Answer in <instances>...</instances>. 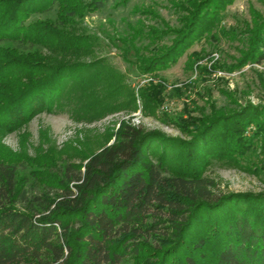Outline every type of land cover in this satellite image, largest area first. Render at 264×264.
<instances>
[{"label":"trees","instance_id":"trees-1","mask_svg":"<svg viewBox=\"0 0 264 264\" xmlns=\"http://www.w3.org/2000/svg\"><path fill=\"white\" fill-rule=\"evenodd\" d=\"M131 1L0 0V43H10L0 46V133L28 125L65 88L91 84L96 74L89 73L102 65L81 61L92 41L77 26L90 12ZM232 2L190 0L185 31L169 47L145 48L149 56L135 50L142 32L134 26L123 44L134 49L141 74H155L175 64ZM148 33L150 42L160 40ZM254 34L246 61L264 66V31ZM182 124L180 141L122 124L112 144L80 164L33 170L30 180L0 159V264H264V192L219 194L201 175L209 161H238L257 143L264 150V105L212 108Z\"/></svg>","mask_w":264,"mask_h":264},{"label":"rangeland","instance_id":"rangeland-1","mask_svg":"<svg viewBox=\"0 0 264 264\" xmlns=\"http://www.w3.org/2000/svg\"><path fill=\"white\" fill-rule=\"evenodd\" d=\"M189 5L190 0H132L125 8L114 10L108 4L102 13L90 12L77 30L92 41L90 55L81 61L102 65L89 73L96 74L92 85L65 88L55 104L28 125L0 133V159L18 165L19 175L30 180L33 170L54 172L68 162L80 164L85 156L112 144L122 124L180 141L186 140L182 122L199 117L200 111L208 115L212 108L264 105V66L246 61L250 38L256 29L264 31V0H233L175 64L155 74L140 73L134 49L123 44L132 27L142 32L135 50L149 56L146 49L169 47L178 31H185L181 21L190 20ZM138 10L150 14L145 17ZM48 15H33L29 21ZM150 28L158 42L145 38ZM158 85L163 91L156 96L152 92ZM254 130L251 125L245 135ZM201 175L219 194L264 192V150L257 143L238 161H209L201 166Z\"/></svg>","mask_w":264,"mask_h":264}]
</instances>
